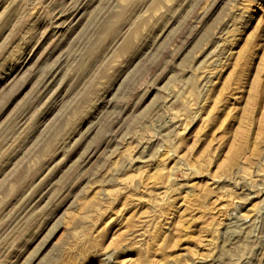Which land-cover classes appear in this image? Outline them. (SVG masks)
<instances>
[{"label":"rangeland","instance_id":"1","mask_svg":"<svg viewBox=\"0 0 264 264\" xmlns=\"http://www.w3.org/2000/svg\"><path fill=\"white\" fill-rule=\"evenodd\" d=\"M0 264H264V0H0Z\"/></svg>","mask_w":264,"mask_h":264}]
</instances>
